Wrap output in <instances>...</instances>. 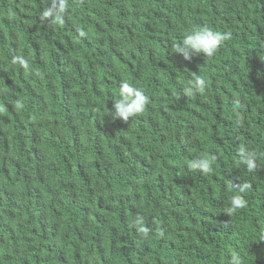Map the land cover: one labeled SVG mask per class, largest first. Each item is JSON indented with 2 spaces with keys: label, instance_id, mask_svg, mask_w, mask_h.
Listing matches in <instances>:
<instances>
[{
  "label": "trees",
  "instance_id": "trees-1",
  "mask_svg": "<svg viewBox=\"0 0 264 264\" xmlns=\"http://www.w3.org/2000/svg\"><path fill=\"white\" fill-rule=\"evenodd\" d=\"M64 3L58 23L49 0H0V264H258L264 0ZM200 27L230 39L172 53ZM122 82L149 98L127 122L107 116ZM202 155L212 172L188 167Z\"/></svg>",
  "mask_w": 264,
  "mask_h": 264
},
{
  "label": "clouds",
  "instance_id": "clouds-1",
  "mask_svg": "<svg viewBox=\"0 0 264 264\" xmlns=\"http://www.w3.org/2000/svg\"><path fill=\"white\" fill-rule=\"evenodd\" d=\"M66 7L64 0H49V5L43 12L45 18H55L56 22H61L65 14ZM231 34L227 32L215 31L209 27L193 28L187 34L180 38V42L172 45V53L179 54L182 60H191L193 55L203 54L206 58L213 57L220 47L230 39ZM18 63L27 68V61L23 58L18 60ZM205 86L203 78L197 76L190 81L188 86L184 88V94L188 96L194 95ZM149 98L144 91L130 84L122 82L119 86L118 97L114 100L113 109H108V115L112 120L121 119L127 122L130 118L138 116L145 111ZM241 155V163L246 167L248 172H253L257 168L255 154L241 147L239 149ZM215 156L202 155L193 159L188 167L192 170H199L207 174L213 170V161ZM243 188L240 189L242 193ZM246 201L242 195H234L230 202V206L226 209V214L231 215L237 209L243 208ZM146 231V229H142ZM250 255L258 264H263L264 260V222L259 231H256L255 240L250 249ZM241 258L238 255H233L230 264H241ZM195 264H209L208 262L198 261Z\"/></svg>",
  "mask_w": 264,
  "mask_h": 264
},
{
  "label": "bare ground",
  "instance_id": "bare-ground-1",
  "mask_svg": "<svg viewBox=\"0 0 264 264\" xmlns=\"http://www.w3.org/2000/svg\"><path fill=\"white\" fill-rule=\"evenodd\" d=\"M132 152V151H131ZM129 172V171H128ZM37 246V245H36ZM55 246V245H54ZM61 259V258H60Z\"/></svg>",
  "mask_w": 264,
  "mask_h": 264
}]
</instances>
